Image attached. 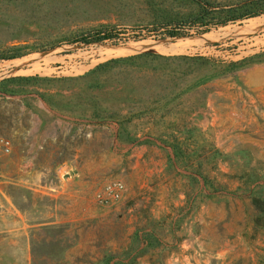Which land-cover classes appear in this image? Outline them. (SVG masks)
<instances>
[{"label":"rangeland","instance_id":"rangeland-1","mask_svg":"<svg viewBox=\"0 0 264 264\" xmlns=\"http://www.w3.org/2000/svg\"><path fill=\"white\" fill-rule=\"evenodd\" d=\"M198 1L0 0V264H264V14Z\"/></svg>","mask_w":264,"mask_h":264},{"label":"trees","instance_id":"trees-1","mask_svg":"<svg viewBox=\"0 0 264 264\" xmlns=\"http://www.w3.org/2000/svg\"><path fill=\"white\" fill-rule=\"evenodd\" d=\"M198 4L199 10L197 11V13L193 15L188 22L185 21L184 23H188L187 25L189 27H204L202 28L201 32L208 31L211 24L225 25L230 21L264 14V0H246L245 3H238L239 5L237 6H229L227 8H217L208 2L203 3L201 1H198ZM177 27L178 28L174 27L167 30V35L170 37L181 35L182 32H179L178 30L180 26ZM110 38H112L111 33L97 31L94 35H92L91 38L87 36H81L80 41L85 43L91 41L101 42L105 39ZM145 236H147V234H145Z\"/></svg>","mask_w":264,"mask_h":264},{"label":"built area","instance_id":"built-area-1","mask_svg":"<svg viewBox=\"0 0 264 264\" xmlns=\"http://www.w3.org/2000/svg\"><path fill=\"white\" fill-rule=\"evenodd\" d=\"M11 151V141L7 137L0 136V156L7 155ZM125 192L123 182L119 180L107 181L94 194V199L100 204H108L112 201L118 200Z\"/></svg>","mask_w":264,"mask_h":264}]
</instances>
